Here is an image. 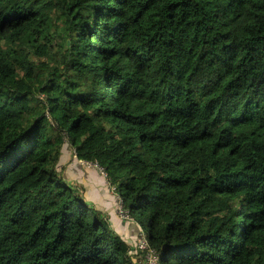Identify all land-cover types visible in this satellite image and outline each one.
Here are the masks:
<instances>
[{"label":"trees","instance_id":"16d2710c","mask_svg":"<svg viewBox=\"0 0 264 264\" xmlns=\"http://www.w3.org/2000/svg\"><path fill=\"white\" fill-rule=\"evenodd\" d=\"M140 235L264 264V0H0V264H145Z\"/></svg>","mask_w":264,"mask_h":264},{"label":"crops","instance_id":"0c3cea01","mask_svg":"<svg viewBox=\"0 0 264 264\" xmlns=\"http://www.w3.org/2000/svg\"><path fill=\"white\" fill-rule=\"evenodd\" d=\"M69 164V165H68ZM67 165V172H69L72 167L77 168L78 165H80L83 169L81 171V175L79 174L77 177L78 182L83 183V187L86 190V198L91 201L97 208L100 210H103L107 216L109 217V221L114 228V230H117L119 232L125 233L128 230V225L125 224L122 220L117 217V213L115 210V207L110 199H104V195H102V188L99 185L98 178L101 180L100 176H97V173L92 168H88L85 166H82L78 161L71 158L67 152L65 154V151H62L60 161L58 166L61 168L62 166ZM65 175L66 170H65ZM69 177V176H68ZM102 181V180H101ZM101 192V193H100ZM88 193V194H87ZM96 193V194H95Z\"/></svg>","mask_w":264,"mask_h":264},{"label":"built area","instance_id":"2783aa9c","mask_svg":"<svg viewBox=\"0 0 264 264\" xmlns=\"http://www.w3.org/2000/svg\"><path fill=\"white\" fill-rule=\"evenodd\" d=\"M73 158L76 159V156L74 153H73ZM79 162H80V164H82L84 166H87L90 168H97L99 173L102 176V179L104 180L106 187L111 188L110 183H109V178L101 167H99L97 164L88 163V162H84L81 160ZM111 190H112V188H111ZM118 211H119L118 214L122 219H128V217L126 218V216L128 215L127 211H125V209L123 208L122 200L120 198H118ZM141 237H142V239L138 242L137 247H138V249L146 250V263L145 264H158L157 256H156L155 252L152 249H150L149 245L145 241V238L143 236H141Z\"/></svg>","mask_w":264,"mask_h":264},{"label":"clouds","instance_id":"9594fccd","mask_svg":"<svg viewBox=\"0 0 264 264\" xmlns=\"http://www.w3.org/2000/svg\"><path fill=\"white\" fill-rule=\"evenodd\" d=\"M74 153V152H73ZM74 159V158H73ZM76 160H78L77 158H76ZM80 160H78V163H80L79 162ZM82 161V160H81ZM85 162V161H84ZM88 163H90V162H88ZM94 164H97V163H94ZM82 165V164H81ZM98 165V164H97ZM82 166H84V165H82ZM99 166V165H98ZM85 167H87V166H85ZM100 167V166H99ZM88 168H90V167H88ZM102 168V167H101ZM93 170H95V172L97 173V175L98 176H100V178H101V180L103 181V183H104V180L102 179V176H101V174L99 173V171H98V169L97 168H92ZM103 169V168H102ZM105 172V171H104ZM106 173V172H105ZM109 178V177H108ZM109 183H110V180H109ZM105 184V183H104ZM110 186H111V184H110ZM111 188H112V190H111V192H114V188L111 186ZM115 196H116V198H117V206H116V213H117V215L119 216V214H118V198H119V196L114 192L113 193ZM126 211V210H125ZM120 217V216H119ZM121 218V217H120ZM129 218V217H128ZM122 219V218H121ZM122 220H125V219H122ZM145 238V237H144ZM146 239V238H145ZM153 250V249H152ZM155 254H156V252H155ZM156 256H157V254H156Z\"/></svg>","mask_w":264,"mask_h":264},{"label":"rangeland","instance_id":"374dc122","mask_svg":"<svg viewBox=\"0 0 264 264\" xmlns=\"http://www.w3.org/2000/svg\"><path fill=\"white\" fill-rule=\"evenodd\" d=\"M68 165H69V164H68ZM66 170H67V168H66ZM66 174H68V176H69V177H72V178H75V177H77V176L79 175L78 170H77L76 168H74V167H72V169H70L69 172H66ZM95 194H96V193H95ZM118 212H119V211H118ZM127 217H128V215L126 216V218H127ZM120 220H122V219H120ZM141 239H142L141 235L138 236V238H137V244H138V242H139ZM145 241H146V243L148 244V240L145 239Z\"/></svg>","mask_w":264,"mask_h":264}]
</instances>
